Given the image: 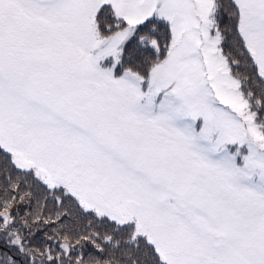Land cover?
I'll return each instance as SVG.
<instances>
[{
    "label": "snow or ice",
    "instance_id": "1",
    "mask_svg": "<svg viewBox=\"0 0 264 264\" xmlns=\"http://www.w3.org/2000/svg\"><path fill=\"white\" fill-rule=\"evenodd\" d=\"M0 264H264V0H0Z\"/></svg>",
    "mask_w": 264,
    "mask_h": 264
}]
</instances>
